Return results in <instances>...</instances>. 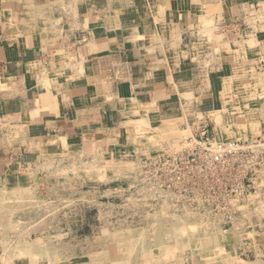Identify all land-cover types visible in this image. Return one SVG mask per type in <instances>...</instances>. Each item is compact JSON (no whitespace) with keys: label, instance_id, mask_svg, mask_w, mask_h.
<instances>
[{"label":"rangeland","instance_id":"obj_1","mask_svg":"<svg viewBox=\"0 0 264 264\" xmlns=\"http://www.w3.org/2000/svg\"><path fill=\"white\" fill-rule=\"evenodd\" d=\"M251 18V26L264 23L261 13ZM203 25L188 56L205 95L201 109L169 121L128 122L124 150L61 140L38 145L41 152L31 158L27 150L38 146L28 144L21 117L0 110V159L16 166L8 178L0 175V264H47L57 252L62 263L70 249L77 264H258L264 258V168L248 175L249 190L231 202L158 196L145 172L151 157L179 150L203 130L220 140L264 143V42L254 40L264 32ZM232 36L238 45L225 42ZM1 90L11 89L0 82ZM15 155L28 157L20 162Z\"/></svg>","mask_w":264,"mask_h":264},{"label":"crops","instance_id":"obj_2","mask_svg":"<svg viewBox=\"0 0 264 264\" xmlns=\"http://www.w3.org/2000/svg\"><path fill=\"white\" fill-rule=\"evenodd\" d=\"M260 13L264 0H0V82L11 89L1 90L0 110L21 117L29 145L66 140L124 150L128 122L201 109L205 95L188 56L203 24L264 32V23L251 26ZM255 38L264 42L263 33ZM2 161L6 179L16 166ZM69 252L47 264H77Z\"/></svg>","mask_w":264,"mask_h":264},{"label":"built area","instance_id":"obj_3","mask_svg":"<svg viewBox=\"0 0 264 264\" xmlns=\"http://www.w3.org/2000/svg\"><path fill=\"white\" fill-rule=\"evenodd\" d=\"M206 131L186 138L179 150L148 160L145 172L158 196L177 202H231L249 190L245 179L264 168V143L220 140Z\"/></svg>","mask_w":264,"mask_h":264},{"label":"bare ground","instance_id":"obj_4","mask_svg":"<svg viewBox=\"0 0 264 264\" xmlns=\"http://www.w3.org/2000/svg\"><path fill=\"white\" fill-rule=\"evenodd\" d=\"M12 8V7H11ZM9 9V8H8ZM103 13V12H102ZM12 16H14V14L12 15ZM1 18V17H0ZM8 22V21H7ZM23 29V28H22ZM259 34V33H258ZM1 35V34H0ZM7 35V34H6ZM2 36V35H1ZM252 38H254V37H252ZM9 40V39H8ZM255 40V39H254ZM27 41V40H26ZM256 41V40H255ZM84 54V53H83ZM80 58H81V56H79ZM69 58H72V57H69ZM68 58V59H69ZM75 58V57H74ZM78 59V58H77ZM82 59V58H81ZM81 59H79V60H81ZM19 69V68H18ZM17 69V70H18ZM63 69V68H62ZM20 70V69H19ZM60 71V70H59ZM33 72V71H32ZM38 72V71H37ZM60 73V72H59ZM33 74V73H32ZM66 75V74H65ZM35 76H36V74H35ZM48 78V77H47ZM47 78H46V80H47ZM52 80V79H51ZM40 81V80H39ZM45 82V81H44ZM41 83H43V82H41ZM54 83H56V82H54ZM40 84V83H39ZM47 84V83H46ZM61 85V84H60ZM53 88V87H52ZM224 88V87H223ZM67 90V89H66ZM224 90V89H223ZM56 91V90H55ZM226 92H227V90H226ZM229 92H230V90H229ZM44 93V92H43ZM48 94V93H47ZM63 94H64V92H63ZM230 94V93H229ZM42 95V94H41ZM45 96V95H44ZM47 96V95H46ZM63 96V95H62ZM83 96V95H82ZM64 97V96H63ZM224 97V96H223ZM222 97V98H223ZM46 98V97H45ZM42 99V98H41ZM71 99V98H70ZM119 99V98H118ZM47 100V99H46ZM42 101H44V100H42ZM69 103V102H68ZM94 103V102H93ZM70 105V104H69ZM94 105V104H93ZM46 108H47V106H46ZM53 108V107H52ZM34 109V108H33ZM41 109V108H40ZM92 109H94V108H92ZM35 110V109H34ZM37 110V109H36ZM39 110V109H38ZM136 110H137V108H136ZM134 111V110H133ZM139 111V110H138ZM132 112V111H131ZM27 113V112H26ZM141 113V112H140ZM149 113V112H148ZM67 114V113H66ZM90 114V113H89ZM94 114V113H93ZM27 115V114H26ZM77 116V115H76ZM87 116V115H86ZM28 117V116H27ZM54 117V116H53ZM86 119V118H85ZM47 121V120H46ZM131 121V120H130ZM169 121V120H168ZM145 122V121H144ZM166 127H168V126H166ZM149 184V183H148ZM201 221L202 220H200V221H198V223L200 222L201 223ZM197 222V221H196ZM203 222V221H202ZM206 224V223H205ZM176 225V224H175ZM177 225H178V223H177ZM203 225H204V223H203ZM207 225V224H206ZM178 226H180V225H178ZM206 227V226H205ZM188 228V227H187ZM189 229V228H188ZM188 229H186V230H188ZM174 230V229H173ZM176 232H178V234H179V232L180 231H176V229H175V233ZM192 232V231H191ZM137 233V232H136ZM178 234H177V236H178ZM216 234V233H215ZM118 235V234H117ZM135 235V234H134ZM212 235V234H211ZM130 236V235H129ZM201 236V235H200ZM216 236V235H215ZM211 238V237H210ZM215 238V237H214ZM213 238V239H214ZM172 242V241H171ZM181 244V243H180ZM209 245V244H208ZM166 246V245H165ZM187 247V246H186ZM181 248V247H180ZM206 248V247H205ZM221 248V247H220ZM186 249V248H185ZM184 249V250H185ZM218 249V248H217ZM222 250V249H221ZM229 250V249H228ZM223 251V250H222ZM161 252V251H160ZM207 252V251H206ZM227 252V251H226ZM176 253V252H175ZM198 254H200V253H198ZM214 255V254H213ZM156 256V255H155ZM159 256V255H158ZM188 256V255H187ZM220 256V255H219ZM172 257V256H171ZM155 258V257H154ZM190 258V257H189ZM235 258V257H234ZM172 259H174V258H172ZM213 259H215V258H213ZM186 261V260H185ZM190 261V260H189ZM200 261V260H199ZM208 261V260H207ZM201 262V261H200ZM206 262V261H205ZM175 263V262H174ZM204 263V262H203ZM227 263V262H226ZM225 263V264H226Z\"/></svg>","mask_w":264,"mask_h":264}]
</instances>
